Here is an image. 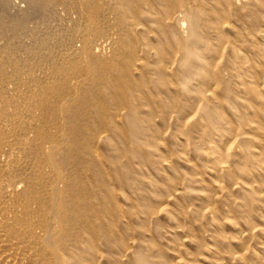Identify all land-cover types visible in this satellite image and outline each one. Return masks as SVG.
I'll return each mask as SVG.
<instances>
[{"label": "bare ground", "instance_id": "obj_1", "mask_svg": "<svg viewBox=\"0 0 264 264\" xmlns=\"http://www.w3.org/2000/svg\"><path fill=\"white\" fill-rule=\"evenodd\" d=\"M14 1L0 0V72L12 67V76L15 71L23 73L27 65L16 60L19 55L50 54L55 44L57 56L50 67L57 71L51 80L65 86L66 93L53 90L56 96L51 103L50 89L42 91L44 86H37L43 79H30L37 87L31 91V115L37 110L55 114L60 138H42L38 133L47 128L32 125L37 134L29 152L40 155L44 163L13 158L9 164L6 161L8 169H1L5 165L0 168V181L9 182L14 177L21 179L17 184L24 187L14 204L23 215L0 222L1 237L4 232L13 243L33 250L40 264H68V257L76 259L73 264L95 260L98 252L94 241L103 225L98 222V227H89L104 215H119L114 208L119 207L114 201L117 190L109 187L103 191V176L84 178L80 171L93 170L102 156L114 168L123 163L124 179L117 170L112 176L122 191L134 192V198L125 193L124 200L128 209L135 210L130 216L138 221L143 235L146 222L141 216L155 215L159 206L152 204L150 191L142 185L144 167L150 163L157 170L158 162L166 159L159 153L161 138L155 119L166 124V117L175 113L176 133H182V123L195 116H190L195 108L201 113L194 120V129L201 132L196 148L204 150L202 161L211 163L216 176L222 177L218 168L226 160L217 158V144L223 136H241V160L223 179L233 181L242 174L249 188L239 193L241 210H264V0H236L237 5L235 0H21L24 5ZM231 18L239 27H232ZM108 22L118 31L119 43L116 41L118 48L107 60L97 35ZM221 71L228 76L222 77ZM8 75L4 72V84L11 82ZM82 78L94 85L93 93L83 95L84 85L73 88ZM21 81L14 80L18 85ZM218 86L221 92L216 91ZM69 99L70 104L66 103ZM178 100L181 104L175 111ZM198 100L205 105H195ZM150 103H159L156 118L148 110ZM117 119H123L124 124L118 125ZM84 129L92 134L85 137ZM102 134H106L101 140L103 155L94 150ZM51 145L60 148L48 149ZM175 150L172 147L169 152L174 154ZM82 153L90 158L82 159ZM49 160L51 167L68 172L66 184L43 181L41 175L48 171ZM133 160L139 162L134 164ZM23 162L30 168L27 174ZM196 175V170H191L185 177L190 194L196 193L199 184ZM89 180L91 190L86 184ZM252 183L256 185L252 187ZM150 189L151 194L162 195L160 189ZM72 210L83 214L93 210L96 217L74 219L69 217ZM218 231V239H222L223 232ZM103 237L110 255L125 242L110 222ZM136 261L167 264L154 243L143 246ZM110 264L120 263L115 258Z\"/></svg>", "mask_w": 264, "mask_h": 264}, {"label": "rangeland", "instance_id": "obj_2", "mask_svg": "<svg viewBox=\"0 0 264 264\" xmlns=\"http://www.w3.org/2000/svg\"><path fill=\"white\" fill-rule=\"evenodd\" d=\"M20 1L21 0H15L14 2H17V5L18 3L22 5L23 3ZM237 3L238 1L236 2L235 0V5H237ZM244 19L247 21L246 16H244ZM231 24L234 28L239 27L233 18H231ZM262 24L264 23L262 22ZM117 34L118 31L108 22L105 29L97 35V41L101 46L100 51L104 49L103 53L107 60L108 56L112 58V54L115 52L116 48H118L119 38H117ZM181 35L183 37L186 36L183 33H181ZM257 35H260V33ZM116 41L118 42L117 44ZM56 49L57 47L54 44L52 45V50L49 51L51 52L50 54L43 52L33 57L27 54L19 55L16 60H21L27 65L26 69L23 70L24 72L21 74L14 70L16 75L12 76V67L6 68L3 72H0V94H2V97H0V168L2 165H5L1 169H6L9 166L6 165V161H8L9 164L13 158L23 159L24 161L35 159L44 163V159L40 155L39 157L29 152V149H31L35 143V135L37 134L34 133L31 127L32 125L47 128L38 133L42 138H52L55 140L60 138L56 130L58 117H56L55 114H47L39 110L31 115L33 109L30 108L32 105L31 101L33 100V98H31V91L34 88L37 90L36 84L30 80L32 78L34 79V77L43 79L40 81L42 85H37L40 87L44 86L42 91H48V89H50L49 102L52 103L55 100L56 95L54 93H56V90L58 93L59 91L64 94L66 93L65 86L51 80L52 75L57 71L56 68L52 69L50 67L52 58H56L57 56ZM205 64L206 63H203V67ZM4 72H6V75H11H8V77L11 78V82L6 84L3 83ZM201 73H203L202 70ZM220 74L222 77L228 76L226 71H221ZM16 78L22 79L21 84L18 85L14 82ZM78 85H74L73 88L77 89L84 85L83 95L86 93H93L95 90L94 85L88 83L86 78L80 79ZM53 90L55 91L52 93ZM216 91L221 92V87L218 86ZM70 100L71 99L67 100L66 103L70 104ZM198 101L195 105L201 102ZM180 102L181 101L174 105L176 107L178 106L175 111L179 110ZM201 105H205L203 101L199 106ZM158 106L159 103H150L148 110H152L156 114L154 118L158 116ZM166 106H168V104H166ZM199 111L198 108H195V113L192 115L190 114V116L194 114L195 116L185 123H182V133H176L175 113L166 117V124L161 122L158 118L155 119V124L158 126L157 132L161 138L159 141V153L163 156L165 155L166 159L158 162L157 170L154 169V166L150 163H147L144 167V175L146 177L143 178L145 181H143L142 185L147 192L150 191L148 193L152 195V198H150L152 204L155 207L158 204L159 206H157L158 208L155 215L145 218L141 216V220L146 222V230L143 235L139 233V228L137 227L138 221L136 222V219H132L130 216L135 210L128 209L127 207L129 205H127L124 200L125 193L128 197L134 198L132 194L134 192L131 193V191L128 192L127 190L122 191L120 182L112 176L113 172L117 170L121 175V179H124L122 177L124 169L123 163L117 164L116 168H114L113 164H110L108 159L102 156V160L97 161V166L93 170L87 169L80 171V175L84 178L88 176L92 177L94 174L103 176L104 183L101 184L103 186V191L106 192L109 187L114 191L117 190L114 201L115 204L116 202L119 204L118 209L114 205L116 212L119 214L118 216L111 214L104 215L101 217L100 221H95L94 225L89 227V229L98 227V222L103 225V227L99 229L98 235L95 237L96 240L94 241L98 253L96 259L92 262L89 260L87 263L81 264H110L115 258L119 260L120 264H137L136 259L138 258L140 250L149 243L157 244L159 249L163 252L167 264H264V210L257 211L251 209L249 213H243L241 210L242 203L239 198V193L249 188L248 184L244 183L245 177H243L242 174H238L237 178L233 181L223 179L225 176L224 173L233 169L241 160V148L238 142L241 136H223L217 144L219 148L217 158L223 157L226 160V162L218 168L222 177H217L211 163L202 161L204 150L202 151L196 148L201 137V132L194 129V120L199 119L201 114ZM117 122L120 126L124 124L123 119L120 121L117 119ZM60 124L64 126V123ZM103 124H106L105 121ZM66 125L68 126L67 123ZM83 131L85 137L92 134H87V130L85 129ZM105 135L106 134H102L98 136L99 144L94 148V150L100 152L101 155H103L102 150H104L101 140ZM64 136L66 137L68 135L64 133ZM78 142L80 145L85 143L83 139L78 140ZM5 145H9V147L5 148ZM211 145L212 143L210 142V146ZM172 147L174 150L176 148L174 154L169 152ZM47 148L57 150L60 147L51 145ZM7 150L11 151V155L7 154ZM178 151H181V153L177 154ZM82 156L84 160L90 158L88 154L85 153H82ZM58 159L59 157H56L55 161ZM138 162V160H133L134 164ZM24 163L25 162H23V165H25ZM47 163L49 164V169L41 175L43 181L52 180V182L66 184L68 182V172L51 167L53 163L51 160ZM22 167L25 174L30 172L28 165ZM209 167L211 169H209ZM191 170H196V179L199 181V184L196 185L197 190L195 194H190L185 184V177ZM25 174L22 175L26 176ZM167 177H169V179ZM251 178H253V176ZM256 178L257 177H255V179ZM17 181L20 182L21 179L14 180L13 177L10 178L9 182L8 180L0 181V222L23 215L20 208L14 207L18 199L17 196L24 188L22 184H17ZM90 181L91 180L87 181L86 184L91 190ZM252 181L253 180H250V182ZM74 183L77 184L79 182L74 181ZM250 185L254 187L256 184L252 183ZM150 187L153 189H160L162 195L157 197L156 194H151ZM207 191H210V194H208ZM207 196L209 197L208 203L205 200ZM110 208L114 209L112 205H110ZM168 214L171 215L169 216ZM245 214H248L250 223L245 220ZM85 215L89 216L91 219L96 217L95 211L93 210L88 211L86 214L77 210L69 211V217L74 219H81ZM256 220H258V223ZM109 222L114 224L115 234L123 235L125 241L124 244H120L123 246H119L117 248L118 250L113 252V257H111L113 254L110 255L108 252L103 237ZM75 227H71V229L73 230ZM127 229L129 231L125 233ZM219 229L223 232L222 239H218ZM4 234V232H1V235L4 237L0 236L1 264H40L33 250L25 248L16 241L13 243L10 239H7L6 234ZM85 236L87 237V235L83 237ZM86 254L87 253H85V255ZM85 257L88 258V256ZM68 260V264H73L76 259L73 260L68 257Z\"/></svg>", "mask_w": 264, "mask_h": 264}]
</instances>
